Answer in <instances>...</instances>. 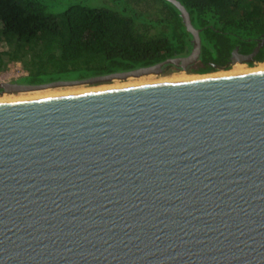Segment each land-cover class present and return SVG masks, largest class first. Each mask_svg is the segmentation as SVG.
I'll list each match as a JSON object with an SVG mask.
<instances>
[{
  "label": "water",
  "instance_id": "obj_1",
  "mask_svg": "<svg viewBox=\"0 0 264 264\" xmlns=\"http://www.w3.org/2000/svg\"><path fill=\"white\" fill-rule=\"evenodd\" d=\"M164 1L186 56L0 95L190 74ZM0 264H264V68L1 99Z\"/></svg>",
  "mask_w": 264,
  "mask_h": 264
},
{
  "label": "trees",
  "instance_id": "obj_2",
  "mask_svg": "<svg viewBox=\"0 0 264 264\" xmlns=\"http://www.w3.org/2000/svg\"><path fill=\"white\" fill-rule=\"evenodd\" d=\"M121 1L91 7L74 0L57 11L47 0H0V37L28 56L31 84L124 72L189 53L190 36L171 4L125 0L121 8ZM178 1L200 31L201 53L190 74L227 70L236 47L248 53L264 37V0ZM17 53L11 58L20 60ZM254 62H264V45L248 66Z\"/></svg>",
  "mask_w": 264,
  "mask_h": 264
},
{
  "label": "rangeland",
  "instance_id": "obj_3",
  "mask_svg": "<svg viewBox=\"0 0 264 264\" xmlns=\"http://www.w3.org/2000/svg\"><path fill=\"white\" fill-rule=\"evenodd\" d=\"M74 0H47V2L50 4V6L52 5V8L55 10H60L65 8L68 4H70L71 2H73ZM76 1V0H75ZM85 1L86 5L91 6V7H101L104 6V4L106 3V0H82ZM125 1V0H123ZM121 1L118 7L127 8V5ZM149 3L153 2L154 4H156L157 6H161L163 7V4L159 1V0H148ZM148 5V4H147ZM150 5V4H149ZM129 12V11H127ZM2 37H0V55H1V62H0V81L3 83L12 81V80H16V79H20V78H25L30 74V71L28 70V68H26L24 66L23 62H27L28 60V56L22 55V52L20 51H15V49L13 47H9L6 46L5 43L1 40ZM18 52V53H17ZM17 56L20 58V60L17 59H13L11 58L12 54H16ZM264 63V62H262ZM262 63H254L252 66H248L246 64H241V66H243L244 69H250V68H255L257 67V65L262 64ZM237 65H240L239 63H236ZM233 64V65H236ZM233 65H230L229 69H219L216 72H212V73H218V72H225V71H229L231 69H233ZM186 74L184 72H178L175 70H168L166 72H164L162 75L160 76H155V75H149V76H142L140 78H128L124 81H112L110 83L107 84H100V85H94V86H72V87H61V88H56V89H47V90H71L74 88H91V87H97V86H102V85H111L114 84V82L117 83H127L128 81H137L138 79H149L150 80H159L160 78H168L171 75L173 76L174 74L178 75V74ZM212 73H208V74H212ZM186 75H199V74H186ZM205 75V74H203ZM45 76L40 75L39 76V80L44 78ZM67 77V76H63ZM72 77V76H71ZM67 79V78H66ZM68 79H72V78H68ZM27 80V79H26ZM28 81V80H27ZM41 91H45V90H41ZM29 93V92H27ZM6 95V94H5ZM13 96H18L19 94H12ZM3 95H0V98Z\"/></svg>",
  "mask_w": 264,
  "mask_h": 264
},
{
  "label": "bare ground",
  "instance_id": "obj_4",
  "mask_svg": "<svg viewBox=\"0 0 264 264\" xmlns=\"http://www.w3.org/2000/svg\"><path fill=\"white\" fill-rule=\"evenodd\" d=\"M261 68H264V63L262 64H259L257 65V67L255 68H250V69H244L243 66L240 65H233V69L229 70V71H225V72H230V71H242V70H252V69H261ZM218 73H222V72H218ZM212 74H216V73H212ZM207 75V74H205ZM149 76V75H148ZM187 76H196V75H186V74H174L173 76L171 75L170 77L168 78H160L159 80H165V79H171V78H178V77H187ZM151 78L149 79H138L137 81H128L127 83H117V82H114V84H111V85H102V86H97V87H91V88H98V87H109V86H116V85H124V84H133V83H142V82H151V81H159V80H150ZM86 89H90V88H74V89H71V90H67V91H64V90H45V91H32V92H21V93H17L19 94L18 96H13L12 94H6V95H3L1 99H10V98H17V97H24V96H36V95H44V94H51V93H59V92H70V91H78V90H86Z\"/></svg>",
  "mask_w": 264,
  "mask_h": 264
},
{
  "label": "flooded vegetation",
  "instance_id": "obj_5",
  "mask_svg": "<svg viewBox=\"0 0 264 264\" xmlns=\"http://www.w3.org/2000/svg\"><path fill=\"white\" fill-rule=\"evenodd\" d=\"M258 44H259V43H257V44L252 48V50H251L250 52H248V53H243V52L240 51V48L236 47V48H238V50H237L238 55H237V54H232V53L234 52V50L236 49V48H235V49L231 52V55H230V57H229V66L231 65V63H233V64L238 63V61L241 59V57H248V55H250V54L253 52V50L256 48V46H257ZM256 55H257V54H256ZM256 55H255V56H256ZM255 56H253L252 58H249V62L254 61ZM249 62H248V63H249ZM248 63H247L246 65H248ZM254 63H255V62H254ZM254 63H253V64H254ZM196 64H198V62H197ZM196 64L193 65V66H191L190 68H194V67L196 66ZM171 69H172V67H170V66H166L165 69H164V72H166V71H168V70H171ZM172 70H175V69L173 68ZM0 83H3V82L0 81ZM5 84L29 85V84H31V83H28V82L25 80V78H20V79H16V80H12V81L6 82ZM1 92H4V90H3V89H0V93H1ZM3 95H5V94H3Z\"/></svg>",
  "mask_w": 264,
  "mask_h": 264
}]
</instances>
